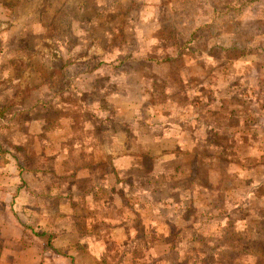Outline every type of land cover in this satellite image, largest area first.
Returning <instances> with one entry per match:
<instances>
[{"label": "crops", "instance_id": "obj_1", "mask_svg": "<svg viewBox=\"0 0 264 264\" xmlns=\"http://www.w3.org/2000/svg\"><path fill=\"white\" fill-rule=\"evenodd\" d=\"M45 1L11 17L10 28L36 33L30 67L6 69L23 50L7 49L0 31V175L10 168L23 181L9 200L15 217L0 209L10 250H21L16 218L47 236L41 252L57 264H142L147 254L177 264L187 245L215 237L219 252L252 253L264 238L262 0L250 10L235 0ZM182 28L207 36L165 45ZM226 236L241 246L227 249Z\"/></svg>", "mask_w": 264, "mask_h": 264}, {"label": "rangeland", "instance_id": "obj_2", "mask_svg": "<svg viewBox=\"0 0 264 264\" xmlns=\"http://www.w3.org/2000/svg\"><path fill=\"white\" fill-rule=\"evenodd\" d=\"M234 1V0H231ZM223 3H227L228 0H222ZM236 4H242V9L243 10H247V8L251 7V3L252 5L254 4V2L251 0H240V2L238 0H235ZM261 4H264V1L262 0L260 2ZM45 4H48L47 1L45 0H33L32 2L27 1L24 2V0H0V31L3 30L5 34H3L6 38V36L8 37V39H10L9 42V46L7 49H9V47H14L18 50H23L20 54L23 56L22 59V63L19 61H15L13 62V64L10 65V62H8V67L6 68L7 70H14L15 71H19V69H21V67H23V69H27V67H30V62L28 60V53H31V51L28 50H24L25 48H31L32 46H36L38 44V42H36V39L33 41H31V38L35 37L36 33L30 34L29 29H20V30H16V28H10V25L12 24V18L13 17H17L19 15H21V13H23L25 10H27V8H29L30 10H33L34 8H38V10L40 11ZM164 6V5H163ZM255 7V6H254ZM242 10V11H243ZM252 17L253 14L249 13ZM162 15H164V13H162ZM192 15L195 17V14L192 13ZM257 15H260V17L258 18L259 20H264V11L262 12H258ZM12 17V18H11ZM174 17V15L170 14V19L169 21H165L166 25L169 26L170 24V20ZM249 17V18H250ZM248 18V20H250ZM179 19V18H178ZM257 19V20H258ZM164 23V22H163ZM173 23V22H172ZM175 24V23H174ZM165 25V23H164ZM165 30V29H164ZM163 30V31H164ZM63 32H68V29H64L62 30ZM177 31H179L178 34H176V30H172V34L170 35V39L168 38V40L163 41L165 42V45H168L166 43L170 42L171 39L172 40H176V38L180 39L181 41L185 38V35L187 34V32H190V36L192 38V35L196 36V37H203V36H207L205 34V29H196V30H191V29H178ZM168 32L169 29H168ZM192 32V33H191ZM8 34V35H7ZM47 35H49L50 37H56L57 34H54L50 29H48V32L46 33ZM197 34V35H195ZM39 36V35H37ZM18 38V39H17ZM13 39V41H12ZM36 42V43H35ZM47 48H51L52 47V42L50 41L49 43H46ZM195 46V43H191L188 47L192 48ZM198 48L203 47L200 44H197ZM189 48V49H190ZM191 50V49H190ZM39 52V50H37V53ZM212 53L217 54V49L211 50ZM40 53V52H39ZM167 74V73H166ZM169 75V74H167ZM9 81L11 78H7ZM209 79H216V78H209ZM7 82H0L1 87L3 85L6 86ZM261 95V94H260ZM1 136H3V142H2V147L4 146V148L6 150H9V147L7 145L9 144V136H11L10 134H6L2 133ZM21 137V136H20ZM22 140H24L25 142L27 141L26 138L24 137V135L21 137ZM28 142V141H27ZM26 142V143H27ZM31 142V140H30ZM130 143V142H129ZM235 142L231 141L228 145H230V147H233ZM31 144V143H29ZM132 145H135V142L132 140L131 141ZM15 151L18 154L17 158L22 162L26 152L21 148V147H17L15 146ZM0 167H1V163L5 162V160L7 161V159L4 157V152L1 150L0 151ZM30 161H34V159L32 157H28L27 161L30 165ZM151 161H147L146 163L144 162H136L139 164H144V165H148L150 164ZM19 166V163H18ZM16 169V167H15ZM7 170V171H5ZM5 170L2 171V175H0V186H4V189H0V209L3 208L5 213H9L10 216H14L13 213L14 209L12 208V204L9 202L10 198H12V194L15 192V188L17 186H19L21 184L22 178L21 176H16L15 173H13L10 168H6ZM10 172V173H9ZM0 173H1V169H0ZM3 175H5L4 177H2ZM9 175H13L12 177ZM213 192H215V190H208V193L210 194V196L212 197ZM207 193V194H208ZM215 195H217V192L214 193ZM213 198V199H212ZM211 198V200H214V202H216V198L215 196H213ZM207 199V198H205ZM3 201V202H2ZM218 204L215 205V207ZM198 206H193V212L196 211ZM36 209V207H34ZM210 208L212 209V207L210 206ZM258 208L263 209L264 206H259ZM264 210V209H263ZM210 215H213V212L210 211ZM15 217V216H14ZM3 221H0V224H2L4 227H0L3 228L1 232H3L6 235H10L11 234V229L10 228V221H8V219L6 218L5 215H2ZM1 216H0V220H2ZM17 219L15 218V220H13V223L16 225V227L18 228V232H19V246H21V250H17L16 252L13 250L11 251L9 248V237H0V264H4L5 262H9L11 264H41L42 262H46L44 264H48L49 262L47 260H44V258H47L49 261H54L56 263V261L54 260V256L53 253H47L44 254L43 252H41V248L45 249L47 244H48V238L47 236H36L35 234H39L38 230H29L28 228H26V226H21V223L18 221H16ZM15 227V226H14ZM0 232V233H1ZM227 232H229V230L227 229ZM34 233V235H33ZM27 235H29L30 237H28ZM27 236V238H26ZM229 236V235H227ZM226 238V248L228 249H233L238 246H241L240 242L234 240L233 238ZM32 238V239H31ZM239 238V237H238ZM196 239V238H194ZM199 241H201V238H198ZM205 241V240H204ZM224 241V238H223ZM202 243V244H201ZM199 242V243H192L193 245H187L188 252L186 253H182L180 254V257L177 259V264H264V238L263 237H257L253 240V244H252V249L253 252H219L218 248L221 247V242H219V239L217 237L215 238H210V240L207 243L203 242ZM244 243V242H243ZM29 244H32L33 246H30ZM26 245H28L29 250L26 252L25 251V247ZM205 246H210V248H214L216 251H212V249H210V252H200L199 248H205ZM242 249H244L245 247H239ZM257 250H261L262 252H258ZM119 255V254H118ZM116 255V257L118 256ZM141 255V254H140ZM157 254H147L146 258L145 256H143L144 260L142 264H150L148 262V260H156L157 259ZM115 260H118L117 258H115ZM109 261L110 263L116 262V261ZM251 260H255L256 263H250L249 261ZM57 264V263H56ZM154 264V261H153Z\"/></svg>", "mask_w": 264, "mask_h": 264}, {"label": "trees", "instance_id": "obj_3", "mask_svg": "<svg viewBox=\"0 0 264 264\" xmlns=\"http://www.w3.org/2000/svg\"><path fill=\"white\" fill-rule=\"evenodd\" d=\"M21 226H23V227H24V225H23V224H21ZM48 241H49V239H48Z\"/></svg>", "mask_w": 264, "mask_h": 264}]
</instances>
